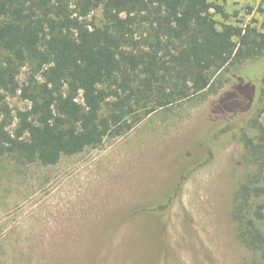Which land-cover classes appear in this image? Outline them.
<instances>
[{
  "label": "rangeland",
  "instance_id": "obj_1",
  "mask_svg": "<svg viewBox=\"0 0 264 264\" xmlns=\"http://www.w3.org/2000/svg\"><path fill=\"white\" fill-rule=\"evenodd\" d=\"M222 4L227 17L215 16L219 29L264 32V0ZM87 22L101 26L102 11ZM33 67L20 69L21 86ZM262 77L264 58L226 67L216 74V93L166 108L149 104L154 111H139L142 121L125 136L54 166L0 157V264H264L237 241L231 218L252 167L231 128L223 138L211 133L236 113L240 127L242 118L258 116L256 105L244 109L253 102L250 85ZM20 94L0 91V122L12 117L11 131L17 112L31 106ZM159 203L169 206L164 215L141 213Z\"/></svg>",
  "mask_w": 264,
  "mask_h": 264
},
{
  "label": "trees",
  "instance_id": "obj_2",
  "mask_svg": "<svg viewBox=\"0 0 264 264\" xmlns=\"http://www.w3.org/2000/svg\"><path fill=\"white\" fill-rule=\"evenodd\" d=\"M224 1L0 0V91L21 92L31 105L17 112L13 131L12 117L0 122V157L57 165L125 136L142 121L139 111H154L149 104L166 108L213 91L226 67L264 58L259 28L219 29ZM97 10L101 26L87 22ZM27 65L34 76L21 86L16 76ZM250 87L253 102L244 110L256 105L258 116L242 118L241 128L236 113L211 133L223 138L231 128L253 168L234 195L231 218L237 241L264 258V77ZM167 208L141 213L159 217Z\"/></svg>",
  "mask_w": 264,
  "mask_h": 264
}]
</instances>
